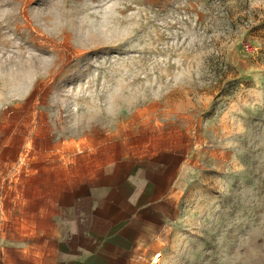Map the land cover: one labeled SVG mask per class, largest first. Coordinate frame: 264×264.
Masks as SVG:
<instances>
[{
  "label": "rangeland",
  "instance_id": "obj_1",
  "mask_svg": "<svg viewBox=\"0 0 264 264\" xmlns=\"http://www.w3.org/2000/svg\"><path fill=\"white\" fill-rule=\"evenodd\" d=\"M141 180L142 264H264V0H0L5 238L51 259Z\"/></svg>",
  "mask_w": 264,
  "mask_h": 264
},
{
  "label": "crops",
  "instance_id": "obj_2",
  "mask_svg": "<svg viewBox=\"0 0 264 264\" xmlns=\"http://www.w3.org/2000/svg\"><path fill=\"white\" fill-rule=\"evenodd\" d=\"M156 176L163 172H155ZM162 180V179H160ZM136 181L129 195L109 204L97 198L78 200L73 204L72 217L66 222L65 233L53 258L38 259L21 242L9 241L0 229V264H142L147 253L145 242L149 230L145 220L156 217L155 198L138 202L136 194L160 186V181ZM148 195L149 192H148ZM114 207L128 217L119 219L102 207Z\"/></svg>",
  "mask_w": 264,
  "mask_h": 264
},
{
  "label": "bare ground",
  "instance_id": "obj_3",
  "mask_svg": "<svg viewBox=\"0 0 264 264\" xmlns=\"http://www.w3.org/2000/svg\"><path fill=\"white\" fill-rule=\"evenodd\" d=\"M159 254H157V256H158Z\"/></svg>",
  "mask_w": 264,
  "mask_h": 264
}]
</instances>
